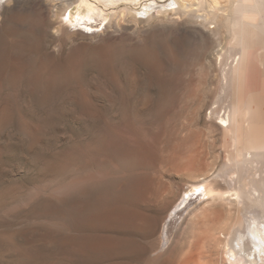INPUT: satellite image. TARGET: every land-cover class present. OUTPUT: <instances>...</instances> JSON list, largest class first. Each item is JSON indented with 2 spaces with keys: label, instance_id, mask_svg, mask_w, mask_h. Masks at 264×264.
Segmentation results:
<instances>
[{
  "label": "rangeland",
  "instance_id": "374dc122",
  "mask_svg": "<svg viewBox=\"0 0 264 264\" xmlns=\"http://www.w3.org/2000/svg\"><path fill=\"white\" fill-rule=\"evenodd\" d=\"M47 1L15 0L0 11V264H201L237 208L194 197L186 211L199 217L193 236L179 240L189 222L179 220L166 249L162 230L189 185L227 186L221 118L241 96L223 87L229 35L184 20L167 7L173 0H142L132 5L139 21L120 24L112 6L93 0L106 15L89 22L90 33L75 32ZM166 11L175 22L157 19ZM97 172L101 184L49 194ZM138 181L151 192L129 202Z\"/></svg>",
  "mask_w": 264,
  "mask_h": 264
},
{
  "label": "bare ground",
  "instance_id": "6f19581e",
  "mask_svg": "<svg viewBox=\"0 0 264 264\" xmlns=\"http://www.w3.org/2000/svg\"><path fill=\"white\" fill-rule=\"evenodd\" d=\"M95 1L103 3V6H112L113 11L115 10L112 14L115 20L114 24H120L128 20L131 22L134 20L139 21L134 15L135 8H133L132 5H136L142 0ZM95 1L48 0L46 5L52 17L58 20L60 18L68 20L69 23L76 28L75 32H77V30L80 31V28H85L90 33L93 26H91L92 23L90 25L89 22L92 20H101L106 15V10L96 4ZM13 2H15V0H0V11ZM120 3L126 4L117 6ZM167 7L173 12L182 11V16L185 15L183 16L184 20L186 19L185 17H187L188 19L186 20L202 25L205 28L210 29L209 26L215 24V30H210L217 32V35H229L230 42L226 61L227 66L228 63L231 64L229 70L226 68L223 71V87L238 89L241 96L237 99V102L230 107L227 118H221V121L225 123V127L222 126V129L225 131L224 135L230 140V152L228 153L226 166L224 165V175H222L227 179V186L225 185V188H221L222 190H220L221 186H218L219 188L217 187L216 189L219 190H215L213 187L216 184L214 185L210 180L208 181L207 178L203 180L200 179V181L196 183H190L189 191L184 192L185 194L181 202H179L178 205L176 204L173 208L169 222H166L167 219L165 220L166 223L162 230L163 245H167L166 249H170L174 229L180 225L179 220H182V223L187 220L189 221L184 228V235L181 234L182 232L179 233L182 235L180 237L178 235L179 240H186L189 238L188 235L195 229L194 225L199 217H195V209L189 213L186 211H189L188 209L193 205L191 202L193 203L194 197H196V201L200 198H204L206 202L225 204L232 213V210L237 208L239 215L233 218H227L224 222L225 224L214 231L211 239H209L212 240V248L205 251V254L203 253L205 260L201 262V264H264V119L261 118L264 108V97H258L254 94L256 90H260L264 87L260 80L262 76L261 71L264 69V0H173V3L167 5ZM75 8H77V10L73 12ZM168 13L169 12L166 11L162 16L158 13L160 17L158 16L157 19L161 22H171L173 19L171 20L170 16L173 13ZM64 20H60L59 23L62 24ZM138 21H136L137 25H139ZM173 22H175V20H173ZM81 32L85 33L82 30ZM224 49L225 47H223L222 50ZM230 60L231 62H229ZM91 172L92 171H89V173ZM105 176L101 172H97L85 178L78 179L77 181H72L68 185L64 184L63 181V184H59L55 188L52 187V191L49 192V194L51 197H56L58 199L63 193L66 195V193L82 189L89 183L92 185H97V182L101 184ZM139 181L138 183L136 182L137 184L127 193L129 202H136L142 199L147 200L146 196L151 192V186L147 184L148 182L144 183ZM211 183L213 187H211ZM99 186H97L99 188L98 190L101 189V186ZM106 192L109 193L108 190H106ZM87 193L89 194V192ZM26 199L28 205L31 201H28V197H26ZM24 202L23 204H26ZM100 209H97V211ZM114 213H116V211ZM96 214L98 213L96 212ZM133 215L135 216V214ZM76 219L75 221L77 222L78 218ZM104 219L105 218H103V220ZM79 220L81 219L79 218ZM139 220L140 219L137 221L139 222ZM139 223L141 224V222ZM151 223L154 224L155 222ZM152 224L150 226L151 228L153 226ZM155 230L157 232V229ZM191 236H193V233ZM192 239L193 237L191 240ZM176 244L172 243V245ZM163 248L162 250L165 249ZM169 252L166 253L169 254ZM171 253H173V251ZM157 255L158 259L162 256L161 253ZM183 256L184 262L187 261V263H192L197 258V254H195V251L193 253L192 250L187 251L185 254L183 252ZM168 258L170 259V257ZM198 263L200 264L199 261ZM165 264H167V262Z\"/></svg>",
  "mask_w": 264,
  "mask_h": 264
}]
</instances>
